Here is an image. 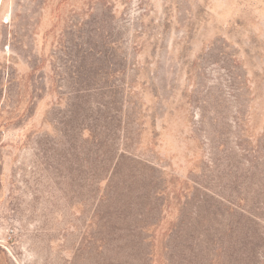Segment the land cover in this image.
I'll list each match as a JSON object with an SVG mask.
<instances>
[{"label": "rangeland", "instance_id": "obj_1", "mask_svg": "<svg viewBox=\"0 0 264 264\" xmlns=\"http://www.w3.org/2000/svg\"><path fill=\"white\" fill-rule=\"evenodd\" d=\"M0 264H264V0H0Z\"/></svg>", "mask_w": 264, "mask_h": 264}]
</instances>
